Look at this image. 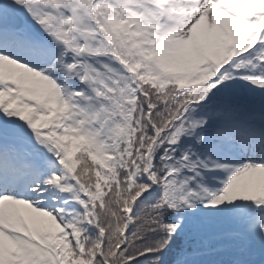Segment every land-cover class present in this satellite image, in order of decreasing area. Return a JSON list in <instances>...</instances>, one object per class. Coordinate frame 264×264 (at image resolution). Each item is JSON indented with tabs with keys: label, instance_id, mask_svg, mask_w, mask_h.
Wrapping results in <instances>:
<instances>
[{
	"label": "snow or ice",
	"instance_id": "6c2138e0",
	"mask_svg": "<svg viewBox=\"0 0 264 264\" xmlns=\"http://www.w3.org/2000/svg\"><path fill=\"white\" fill-rule=\"evenodd\" d=\"M0 264H264V0H0Z\"/></svg>",
	"mask_w": 264,
	"mask_h": 264
}]
</instances>
